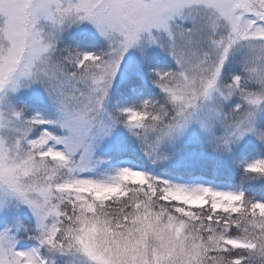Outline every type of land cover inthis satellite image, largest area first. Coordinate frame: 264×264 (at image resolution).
Wrapping results in <instances>:
<instances>
[{
	"label": "snow or ice",
	"instance_id": "1",
	"mask_svg": "<svg viewBox=\"0 0 264 264\" xmlns=\"http://www.w3.org/2000/svg\"><path fill=\"white\" fill-rule=\"evenodd\" d=\"M0 264H264V0H0Z\"/></svg>",
	"mask_w": 264,
	"mask_h": 264
}]
</instances>
